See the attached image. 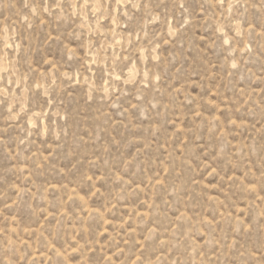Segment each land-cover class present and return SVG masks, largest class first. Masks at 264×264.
Returning <instances> with one entry per match:
<instances>
[{"label": "rangeland", "instance_id": "374dc122", "mask_svg": "<svg viewBox=\"0 0 264 264\" xmlns=\"http://www.w3.org/2000/svg\"><path fill=\"white\" fill-rule=\"evenodd\" d=\"M0 264H264V0H0Z\"/></svg>", "mask_w": 264, "mask_h": 264}]
</instances>
